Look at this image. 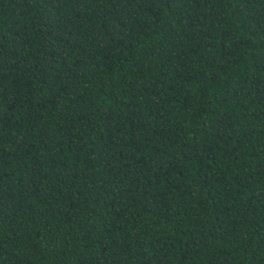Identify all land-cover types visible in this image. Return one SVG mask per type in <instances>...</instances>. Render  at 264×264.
<instances>
[{"label":"trees","instance_id":"1","mask_svg":"<svg viewBox=\"0 0 264 264\" xmlns=\"http://www.w3.org/2000/svg\"><path fill=\"white\" fill-rule=\"evenodd\" d=\"M0 264H264V0H0Z\"/></svg>","mask_w":264,"mask_h":264}]
</instances>
